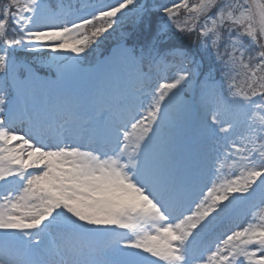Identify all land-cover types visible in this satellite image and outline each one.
Returning a JSON list of instances; mask_svg holds the SVG:
<instances>
[{
    "label": "snow or ice",
    "instance_id": "obj_1",
    "mask_svg": "<svg viewBox=\"0 0 264 264\" xmlns=\"http://www.w3.org/2000/svg\"><path fill=\"white\" fill-rule=\"evenodd\" d=\"M0 264H264V0H0Z\"/></svg>",
    "mask_w": 264,
    "mask_h": 264
},
{
    "label": "trees",
    "instance_id": "obj_2",
    "mask_svg": "<svg viewBox=\"0 0 264 264\" xmlns=\"http://www.w3.org/2000/svg\"><path fill=\"white\" fill-rule=\"evenodd\" d=\"M125 30L127 31H131L132 30V25L131 22H127L125 25ZM119 41V32L114 33L112 36H110L107 40H104L99 48L91 53L88 57V60H91L92 58H96L98 56V54L101 52H105L109 47H111L114 44H117ZM24 54H21V56H23Z\"/></svg>",
    "mask_w": 264,
    "mask_h": 264
},
{
    "label": "rangeland",
    "instance_id": "obj_3",
    "mask_svg": "<svg viewBox=\"0 0 264 264\" xmlns=\"http://www.w3.org/2000/svg\"><path fill=\"white\" fill-rule=\"evenodd\" d=\"M103 2H114V0H103Z\"/></svg>",
    "mask_w": 264,
    "mask_h": 264
}]
</instances>
